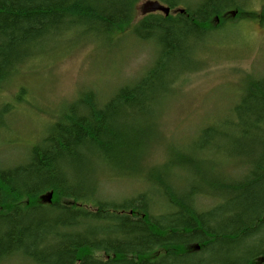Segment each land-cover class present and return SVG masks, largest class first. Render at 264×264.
Here are the masks:
<instances>
[{
    "label": "trees",
    "instance_id": "16d2710c",
    "mask_svg": "<svg viewBox=\"0 0 264 264\" xmlns=\"http://www.w3.org/2000/svg\"><path fill=\"white\" fill-rule=\"evenodd\" d=\"M142 1L0 0V88L34 59L72 42L76 36H68L69 30L107 48L121 46L130 32L137 41L154 40L149 43L156 52L148 71L120 85L107 101H98L93 90L83 92L24 163H0V262L20 254L29 264H264V75L248 80L231 116L218 127L207 126L191 144L172 149L170 161L149 169L142 163L151 149L152 103L190 71L177 63L196 62V45L227 25L262 16L246 9L247 0H159L170 8L168 15L151 12L158 0H149L136 23ZM134 105L145 109L129 116ZM4 128L0 123V132ZM80 151H98L97 170L83 173L87 159ZM213 153L239 161L229 173L231 182L224 175L209 182L230 199L198 210L192 202L199 197L221 198L171 178L184 177L178 170L186 169L202 175L199 163ZM108 168L139 172L147 188L108 201ZM64 171L84 179L68 188ZM155 187L162 190L152 204Z\"/></svg>",
    "mask_w": 264,
    "mask_h": 264
},
{
    "label": "rangeland",
    "instance_id": "374dc122",
    "mask_svg": "<svg viewBox=\"0 0 264 264\" xmlns=\"http://www.w3.org/2000/svg\"><path fill=\"white\" fill-rule=\"evenodd\" d=\"M146 1L149 0L137 6L136 23L146 13L143 11ZM158 4L168 7L159 0ZM245 5L248 11L262 18L249 17L234 28L227 25L222 32L214 33L213 39L203 44L196 62L177 63L178 69L190 71L152 103L147 127L151 149L142 161L145 169L170 161L174 157L172 149L194 142L203 128L218 127L222 118L231 116L248 80L264 75V0H247ZM184 8L179 5L176 9ZM151 12L164 14L159 9ZM126 37L125 44L117 48L85 39L66 43L22 67L1 86L0 108L9 107L5 128L0 132V160L5 162L4 166L15 165L27 157L48 126L60 120L83 92L93 90L104 102L120 85L131 83L148 71L156 59L155 47L137 41L130 32ZM136 127L141 129L139 124ZM201 160L202 175L178 170V175L184 177L174 175L173 183L214 193L217 188L209 182L222 175L230 177L229 173L236 172L233 164L239 162L214 153ZM130 161L131 158L127 162ZM105 172V195L110 194L117 201L147 188L139 172L133 176L124 173L125 170L108 168ZM206 202L209 206L210 202ZM10 261L2 264H18Z\"/></svg>",
    "mask_w": 264,
    "mask_h": 264
},
{
    "label": "bare ground",
    "instance_id": "6f19581e",
    "mask_svg": "<svg viewBox=\"0 0 264 264\" xmlns=\"http://www.w3.org/2000/svg\"><path fill=\"white\" fill-rule=\"evenodd\" d=\"M244 3V0L242 1V0H237V3ZM158 4V3H157ZM179 10H182L183 11V9H179ZM178 10V11H179ZM166 15V14H165ZM70 31V30H69ZM68 31V33H67V35L68 36H76V37H73V38H75V39H73V40H70V41H77V40H80V39H82L83 38V34L84 33H82L81 31H70L69 32ZM154 42V40H149V41H141V42ZM123 44H125V43H123ZM122 46V45H121ZM197 47L196 48H194V55H195V57H198V55H199V53H201V51H202V46H203V44L201 45V43H199L198 45H196ZM121 48V47H120ZM39 57H41V56H39ZM38 57V58H39ZM38 58H36V59H38ZM34 61H35V59H34ZM162 94H163V92L162 93H159V97L160 96H162ZM239 98V100H238V102L240 101V97H238ZM97 99H98V101H102V98H100L99 96H97ZM97 102V101H96ZM99 103V107H102V105H104V104H102L103 103V101H102V103H100V102H97V104ZM136 107V108H135ZM9 107L7 106V105H3V106H1V108H0V111H5L6 109H8ZM139 109H145V106L144 107H139V106H137V105H134V107H132L131 109H130V111L128 112V114H129V116H133V115H135L136 114V112L139 110ZM6 117V114H4V115H1L0 116V123H5V118ZM118 120H124L125 122L127 121V120H125L124 118H123V116H119L118 117ZM50 126V125H49ZM48 126V127H49ZM81 152V151H80ZM94 153H98V151H91V153H88V152H81V154H83V156L84 157H86L85 159H87L86 160V166L85 167H82V171H84L83 173H86V172H91V171H94V170H96L97 168H98V163H96L97 161L94 159L95 157L93 156V154ZM27 160V157H24L21 161H19L17 164H15V165H18V164H21V163H24L25 161ZM0 163L2 164V166H4L3 165V163H5V162H3V161H1L0 160ZM15 165H12V166H15ZM4 167H8V166H4ZM10 167V166H9ZM81 170V169H80ZM86 171V172H85ZM137 173V171H133V170H131L130 171V174H128L129 176H133V175H135ZM80 174H82V173H80ZM238 174V173H237ZM237 174H234L233 176L235 177L234 178V180H237L238 178H240L239 177V175H237ZM63 177H65V179H66V184L68 185V188H70L71 186H76V185H79V183H81L82 182V180L84 179L81 175L80 176H77V175H72V174H70V172H69V174L67 175V172H63ZM61 175V176H62ZM82 175H84V174H82ZM140 176H142L141 174H140ZM237 178V179H236ZM172 179V178H171ZM177 179V178H176ZM224 181L225 182H231L232 180L230 179V177H225V179H224ZM87 185V184H86ZM158 189V188H157ZM160 190H162V189H159V190H156V187H155V190H154V194L152 195V197L155 199V200H153V202H152V204L153 203H158L159 201V198H160V195H159V192H160ZM208 193H210V191L208 192ZM216 195H217V199L218 198H221L220 199V201L218 202L217 200H215V197H213L212 195H207V196H204V197H199L198 199H197V201H195L194 203L192 202V205H194V207L196 208V209H200V210H209V209H211V208H213V207H215V206H217L219 203L221 204V203H224V201H225V203L230 199V196L228 195V193L227 194H225L223 197H222V193L220 192L219 193V191L218 190H216V192H214ZM50 195H52L51 196V198L49 199V196ZM110 194H108L107 195V197L109 196ZM181 195V194H180ZM48 201L49 202H52V200H53V194L52 193H48ZM109 199H114V198H112L111 196H109V198H108V201H109ZM206 201H209L210 202V207L208 206V204H207V202ZM218 202V203H217ZM216 203V204H215ZM154 210L155 211H153L154 213H156L157 212V208H156V206H154ZM170 211V210H169ZM169 214H171V213H168L167 212V215H169ZM221 219L219 218V219H217V220H214L212 223H214L213 225H217V224H219V223H221ZM113 239V238H112ZM199 249H200V247H199V245H196V247H195V251H199ZM11 260V261H10ZM2 262H0V264H2V263H5L6 261H10V262H18V264H24L23 262L25 261L26 263H27V259L26 258H24V257H22L20 254L19 255H16V256H12V257H8V258H4V259H2L1 260ZM27 264H29V263H27Z\"/></svg>",
    "mask_w": 264,
    "mask_h": 264
},
{
    "label": "water",
    "instance_id": "95a60500",
    "mask_svg": "<svg viewBox=\"0 0 264 264\" xmlns=\"http://www.w3.org/2000/svg\"><path fill=\"white\" fill-rule=\"evenodd\" d=\"M154 9H155V10H156V9H159V10H161V11H164V13H165L166 15H168V14L170 13V11H171L169 7H165V6H162V5H160V4H158V6L155 7ZM180 12H183V11L180 10ZM233 14H234V13H233ZM51 196H52V195L49 196V199L51 198Z\"/></svg>",
    "mask_w": 264,
    "mask_h": 264
}]
</instances>
